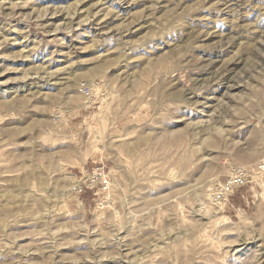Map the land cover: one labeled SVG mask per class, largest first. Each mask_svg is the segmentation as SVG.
<instances>
[{
	"label": "rangeland",
	"instance_id": "rangeland-1",
	"mask_svg": "<svg viewBox=\"0 0 264 264\" xmlns=\"http://www.w3.org/2000/svg\"><path fill=\"white\" fill-rule=\"evenodd\" d=\"M259 166L264 0H0V264H264Z\"/></svg>",
	"mask_w": 264,
	"mask_h": 264
},
{
	"label": "built area",
	"instance_id": "built-area-1",
	"mask_svg": "<svg viewBox=\"0 0 264 264\" xmlns=\"http://www.w3.org/2000/svg\"><path fill=\"white\" fill-rule=\"evenodd\" d=\"M258 168L264 169V166H259ZM97 169L100 170L98 171ZM97 169L92 171L93 177H91V182L93 183L90 184L87 180L82 181L83 179H80V182L77 181L72 186V192L79 194L84 190V187H97L98 190L101 188L105 189V186L109 183V178L105 172V166ZM248 171L247 169H236L223 182H214L212 185L213 188L211 189L213 201L217 204L227 203L233 193L247 184L248 177L250 176ZM98 184L101 186H97Z\"/></svg>",
	"mask_w": 264,
	"mask_h": 264
},
{
	"label": "bare ground",
	"instance_id": "bare-ground-1",
	"mask_svg": "<svg viewBox=\"0 0 264 264\" xmlns=\"http://www.w3.org/2000/svg\"><path fill=\"white\" fill-rule=\"evenodd\" d=\"M86 74V73H85ZM85 76V75H84ZM87 76V75H86ZM108 177V176H107ZM109 178V177H108ZM110 184V183H109ZM108 202H106V200L105 201H103L102 203H101V205H105V204H107Z\"/></svg>",
	"mask_w": 264,
	"mask_h": 264
}]
</instances>
